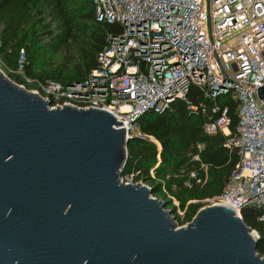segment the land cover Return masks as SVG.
Masks as SVG:
<instances>
[{
	"label": "water",
	"instance_id": "1",
	"mask_svg": "<svg viewBox=\"0 0 264 264\" xmlns=\"http://www.w3.org/2000/svg\"><path fill=\"white\" fill-rule=\"evenodd\" d=\"M121 124L102 108H52L0 69V264H264L230 206L178 226L148 184L127 183Z\"/></svg>",
	"mask_w": 264,
	"mask_h": 264
},
{
	"label": "built area",
	"instance_id": "2",
	"mask_svg": "<svg viewBox=\"0 0 264 264\" xmlns=\"http://www.w3.org/2000/svg\"><path fill=\"white\" fill-rule=\"evenodd\" d=\"M93 2L98 21L122 28L107 38L98 65L84 79L63 83L27 76L24 57L16 70L25 80L21 85L31 86L52 108L106 109L123 123L118 128L125 127L129 139L144 135L136 124L144 112L162 113L197 86L213 103L188 108L211 110L215 116L204 123L205 132L222 133L225 146L239 155L223 192L203 202L226 204L241 218L245 206L264 208V100L258 94L264 85V0ZM225 94L238 100L235 131L229 107L216 101ZM192 160L200 161L199 154ZM201 180L194 169L185 184ZM251 234L258 237L254 229Z\"/></svg>",
	"mask_w": 264,
	"mask_h": 264
},
{
	"label": "trees",
	"instance_id": "3",
	"mask_svg": "<svg viewBox=\"0 0 264 264\" xmlns=\"http://www.w3.org/2000/svg\"><path fill=\"white\" fill-rule=\"evenodd\" d=\"M25 16L29 23H25ZM0 24H3L0 56L13 72H16L18 56L24 50L25 57H28L25 62L27 76L63 83L84 79L98 65L97 55L107 46V38L120 34L122 30L119 23L96 19L93 0H0ZM19 26L28 36L31 35L32 41H26L19 35ZM40 29L42 35L37 38ZM44 48L51 51L73 48V52L82 59L83 76L64 80L62 71L35 70ZM10 78L19 84L25 83L22 75L10 73ZM26 86L31 88L28 84ZM216 101L229 107L231 130L235 131L239 119L238 100L231 94H225ZM202 102L213 103L193 85L185 99H176L162 113L144 112L136 121L144 135L128 140V157L121 171L125 180L131 178L133 183L142 181L148 184L155 196L162 193L163 187L168 189L179 201L180 208L185 210L183 219L186 222L193 219L203 206V200L223 192L239 162L237 151L225 146L226 138L222 133L210 135L205 132L204 123L215 116L211 110L202 114L200 110L188 108ZM199 144L203 145L201 150ZM196 154H199L200 161L192 160ZM201 164L205 166L201 167ZM194 169L200 170L202 180L188 187L185 182ZM174 185L177 189L173 192ZM241 215L245 223L258 232L257 251L263 255L264 208L248 205L242 208Z\"/></svg>",
	"mask_w": 264,
	"mask_h": 264
},
{
	"label": "rangeland",
	"instance_id": "4",
	"mask_svg": "<svg viewBox=\"0 0 264 264\" xmlns=\"http://www.w3.org/2000/svg\"><path fill=\"white\" fill-rule=\"evenodd\" d=\"M36 20H39V18H37ZM24 21H25V23H29L27 16H25ZM40 27H43V25H41ZM18 30H19L18 31L19 35L21 37H23L24 39L26 38V41H32L33 40V39H31V35L28 36V34L25 32V29L23 27L19 26ZM39 32L40 33L36 36L37 38H39L42 35L41 29L39 30ZM2 35H3V24H0V45L2 42L1 41ZM42 51H43V53H41L39 56V62L35 65V70H38L41 72L42 69H45L48 72L54 71L57 73L59 71H62L63 72L62 77L64 80H71V79H75L79 76L80 77L83 76V75H81L82 71H81V67H80L81 63H82V59L79 56H77L76 53L73 52L74 51L73 48H71V50L64 49V50H57V51H51V50H47L46 48H44ZM25 55L26 54L23 53V51L20 52V54L18 56L19 57L18 67L21 65L20 61L23 60ZM27 58L28 57H25L26 62H27ZM10 67L11 66L8 65L4 61L2 56H0V69H2L4 71V73L9 77H10V73L11 74H18L17 72H13V69H11ZM28 89H30V88H28ZM202 148H203V145L201 144L200 150ZM127 180L132 182L131 178H128ZM176 189H177V186L174 185L172 187L173 192L176 191ZM172 194L173 193L168 191V189L163 187L162 193L156 197L163 198L167 202L166 208L171 211L174 221L177 223L178 226H184V225L189 223V222L184 221V219H183L184 215H185V210L180 208L179 201ZM164 196H165V198H164ZM168 200H170V203L168 202ZM202 203H203L202 207L210 205V202H208V201L202 202Z\"/></svg>",
	"mask_w": 264,
	"mask_h": 264
}]
</instances>
